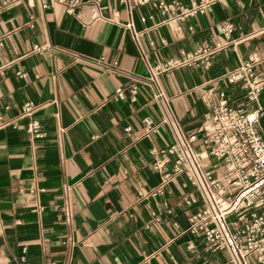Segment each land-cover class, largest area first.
Instances as JSON below:
<instances>
[{"label":"crops","instance_id":"crops-1","mask_svg":"<svg viewBox=\"0 0 264 264\" xmlns=\"http://www.w3.org/2000/svg\"><path fill=\"white\" fill-rule=\"evenodd\" d=\"M69 1L0 0V264H233L187 231L199 196L184 174L150 195L162 182L157 152L174 140L150 89L138 85L134 102L112 95L159 69L185 134L197 132L215 91L243 105L224 76L248 58L264 75V0H164L181 8L164 16L121 0H78L68 13ZM195 4L208 6L182 14ZM206 45L219 47L209 69L174 65ZM258 103L264 138V90ZM31 118L40 140L25 133Z\"/></svg>","mask_w":264,"mask_h":264},{"label":"built area","instance_id":"built-area-1","mask_svg":"<svg viewBox=\"0 0 264 264\" xmlns=\"http://www.w3.org/2000/svg\"><path fill=\"white\" fill-rule=\"evenodd\" d=\"M121 2L128 8L152 6L162 16L181 10L177 3L164 0ZM79 5L78 0H70L68 13ZM207 6L195 4L182 14H202ZM173 18L176 17L168 19ZM127 27L132 30L131 24ZM220 32L229 36L233 26L224 22ZM132 35L137 38L133 30ZM218 50L219 47L208 45L198 47L192 52L182 53V59L174 65H194L207 70L211 66V57ZM254 64L255 61L248 58L224 76L230 87L243 94L245 103L234 105L225 90L215 91L204 100L205 111L197 132L193 134L183 133L172 118L169 100L157 85L159 69L151 72L148 79L132 77L127 88L118 89L112 95V99L118 101L125 99L128 93L129 100L134 102L138 85L150 89L163 122L174 134L173 142L157 152L153 167L161 173L162 182L150 195H160L169 181L184 174L199 196L195 211L188 214L187 231L201 237L208 252H228L233 264H249V258L256 264H264V138L259 130V118L263 112L258 103L264 90V75L255 72ZM174 65H167L165 70ZM2 71L3 66L0 67V78ZM248 106L254 108L248 109ZM31 114V106L23 105L21 117ZM141 123L146 134L156 132L157 125L151 118L144 117ZM24 130L32 140L44 137L41 124L35 118L29 120Z\"/></svg>","mask_w":264,"mask_h":264}]
</instances>
